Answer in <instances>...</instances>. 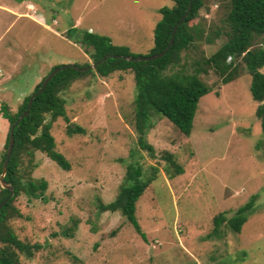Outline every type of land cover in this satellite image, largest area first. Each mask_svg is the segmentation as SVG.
<instances>
[{"label": "rangeland", "instance_id": "1", "mask_svg": "<svg viewBox=\"0 0 264 264\" xmlns=\"http://www.w3.org/2000/svg\"><path fill=\"white\" fill-rule=\"evenodd\" d=\"M171 4V0H0V105L13 114L53 67L92 63L66 37L70 25L106 36L135 56H147L157 10ZM226 4L227 0H202L189 24L212 33L222 25ZM224 39L196 42L181 53L179 64L191 73L193 62L211 55ZM258 45L264 46V37L254 41ZM259 71L264 74V66ZM199 77L209 91L197 102L190 133L185 136L155 116L146 135L153 157L136 146L129 123L135 93L130 71L107 77L88 74L71 83L63 93L67 122L57 118L50 128L55 149L68 161L69 170L35 151L30 177L46 181L45 201L20 195L13 203L22 218L9 220L12 232L39 245L31 258L18 255L21 264H264V158L249 75L240 71L226 84L211 70ZM68 124L84 133L67 136ZM7 130L0 111V156L6 151ZM132 150V160L144 169L149 165L158 169L135 206L145 240L118 212L96 210L97 201L113 200ZM164 153L181 166L180 175L166 178ZM252 195L255 211L238 233L223 225L220 238H206L215 215L229 218ZM72 220L77 221L72 237L60 236V229Z\"/></svg>", "mask_w": 264, "mask_h": 264}, {"label": "trees", "instance_id": "2", "mask_svg": "<svg viewBox=\"0 0 264 264\" xmlns=\"http://www.w3.org/2000/svg\"><path fill=\"white\" fill-rule=\"evenodd\" d=\"M171 2L170 7L163 6L157 10L159 19L152 29V46L148 55L157 54L165 48L172 26L185 11L188 0ZM201 7L202 0H192L189 14L177 26L173 43L163 56L138 62L107 57L94 69L84 72L69 67L55 73L41 93L33 97L26 116L13 128V146L2 177V180L11 186L12 195L9 196L8 190L0 187V202L8 197L0 207V264H21L18 255L31 258L33 252L39 248L36 243L30 244L18 239L8 222L13 218H22L13 205L18 196L24 195L30 200L45 201L46 181L33 180L30 177L31 169L35 166V151L43 153L61 170H69L68 161L55 149L50 128L51 123L57 118L67 122L63 93L80 77L88 74L107 77L116 71L132 73L135 93L129 123L136 137V146L153 157V147L146 141V135L154 126L155 116L165 118L181 134L187 136L192 128L197 102L209 91L199 76L211 70L220 78L222 84H226L236 79L240 71H244L249 75L248 90L251 100L257 103L254 117L258 120L262 135L258 146L264 158V74L259 71L264 66V46H254V41L258 37H264V0H227L222 25L212 33H204L199 26L189 24ZM65 35L79 45L92 63L112 55L135 56L127 47L111 44L106 36L78 30L72 25L65 31ZM219 36L225 38L219 47L208 57L202 56L193 62L192 72L186 73L182 64H179L181 53L194 47L196 42L211 44ZM87 65L88 63H83L77 67ZM176 66L179 69L173 70ZM168 70L170 72L165 74ZM44 77L28 95L24 96L17 112L12 114L6 105H0L1 116L8 123V130L25 109L29 96L38 90ZM8 130L4 148L8 141ZM83 133L84 129L79 126L68 124L65 127L67 136ZM4 156L5 152L0 156V172ZM128 157L130 160L125 163L122 182L113 200L108 203L97 201L96 210L98 214L118 212L140 238L145 240V235L135 218V206L145 189L157 178L158 169L151 165L144 169L141 163L132 160L133 150ZM162 158L165 160L162 170L166 178L172 179L182 173L181 166L170 153H164ZM254 197L255 195L250 196L229 218H226L224 213L215 215L212 218V229L206 238H220L223 235L220 227L223 225L238 233L247 217L255 211ZM262 210L264 212V206ZM76 225L77 221L72 220L70 226L60 229L59 235L71 238Z\"/></svg>", "mask_w": 264, "mask_h": 264}, {"label": "water", "instance_id": "3", "mask_svg": "<svg viewBox=\"0 0 264 264\" xmlns=\"http://www.w3.org/2000/svg\"><path fill=\"white\" fill-rule=\"evenodd\" d=\"M191 6H192V0H188L187 7H186L185 11L180 16V18L177 20V22L172 26V29H171L170 35H169V39H168V42H167L165 48L161 52H159L157 54L147 55V56H130V55H124V56H122V55H112V56H106L105 58H102L100 61H98L96 63L88 64L85 67H77L76 65H73V64H62V65L53 67L52 70L44 77V79H43L40 87L38 88V90L35 91V92H33L29 96V98L27 100V103H26L25 109L17 116V118L13 121V123L9 127V130H8V141H7V145H6L5 156H4L2 165H1L0 187L8 190L9 196L12 195V188H11V186L8 183H6L5 181H3L2 180V177H3L4 173H5V168H6V165H7L8 160H9V156H10V153H11V150H12V146H13V128L16 125V123H18L21 119H23L26 116V114H27V112L29 110L30 104L32 102L33 97L35 95L41 93V91L46 86L48 80L55 73H57L60 70H65V69H67L69 67L75 69L76 71H80V72H84V71L89 70V69H94L97 64L101 63L107 57L120 58V59H123V60H126V61H134V62H138V61H148V60H154L156 58H159V57L163 56L168 51V49L171 47V45L173 43V36H174L175 30H176L177 26H179L184 21V19L187 17V15L189 14V12L191 10ZM7 198H4L0 202V207L6 202Z\"/></svg>", "mask_w": 264, "mask_h": 264}]
</instances>
